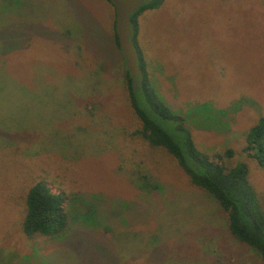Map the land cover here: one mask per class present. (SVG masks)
I'll list each match as a JSON object with an SVG mask.
<instances>
[{"label":"rangeland","instance_id":"obj_1","mask_svg":"<svg viewBox=\"0 0 264 264\" xmlns=\"http://www.w3.org/2000/svg\"><path fill=\"white\" fill-rule=\"evenodd\" d=\"M115 18L108 0H0V264H264L217 201L136 133ZM134 22L151 86L201 150L236 151L228 163L247 164L264 203V166L243 152L264 116V0H163ZM39 180L69 202L80 193L95 219L71 214L66 234L29 237Z\"/></svg>","mask_w":264,"mask_h":264},{"label":"trees","instance_id":"obj_2","mask_svg":"<svg viewBox=\"0 0 264 264\" xmlns=\"http://www.w3.org/2000/svg\"><path fill=\"white\" fill-rule=\"evenodd\" d=\"M108 1L112 3L111 0ZM162 3L163 0H146L145 4L140 5L131 16L133 40L138 52L136 34L139 26L134 20L142 11L156 9ZM114 30L120 47L116 18ZM142 58L141 55L139 65L142 74L139 87L135 84V78L129 69L126 74V86L132 107L142 121V127L136 133L142 135L151 145L167 151L188 180L217 201L226 215L231 235L253 249L264 262V203L261 202L257 187L250 179L247 164L244 161H238L233 165L228 163V159L236 155L233 148L215 153L203 151L196 145L183 115L174 112L151 86L149 76L144 74ZM159 118L170 122L171 127L168 128ZM243 152L264 166V116L260 117L248 131ZM148 177L143 174L139 179L143 188L146 191L156 190V183L150 181ZM72 197L70 198L72 202H69V197L53 192L44 180L34 183L26 195V213L23 219L25 234L29 237L62 236L69 231L71 214L74 219L81 214L85 221H93L97 207L92 204L82 209L79 205L86 201V198L80 193ZM67 200L73 205V211L66 207Z\"/></svg>","mask_w":264,"mask_h":264},{"label":"water","instance_id":"obj_3","mask_svg":"<svg viewBox=\"0 0 264 264\" xmlns=\"http://www.w3.org/2000/svg\"><path fill=\"white\" fill-rule=\"evenodd\" d=\"M145 0H111L116 11V32L119 45L127 61L131 75L138 79L142 74L140 54L133 40L132 14Z\"/></svg>","mask_w":264,"mask_h":264},{"label":"flooded vegetation","instance_id":"obj_4","mask_svg":"<svg viewBox=\"0 0 264 264\" xmlns=\"http://www.w3.org/2000/svg\"><path fill=\"white\" fill-rule=\"evenodd\" d=\"M138 79H134L135 84H137ZM139 87V86H138Z\"/></svg>","mask_w":264,"mask_h":264}]
</instances>
